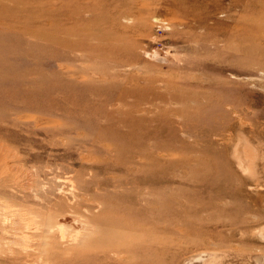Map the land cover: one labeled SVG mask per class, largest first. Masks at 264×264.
Here are the masks:
<instances>
[{"label": "rangeland", "instance_id": "obj_1", "mask_svg": "<svg viewBox=\"0 0 264 264\" xmlns=\"http://www.w3.org/2000/svg\"><path fill=\"white\" fill-rule=\"evenodd\" d=\"M0 264H264V0H0Z\"/></svg>", "mask_w": 264, "mask_h": 264}, {"label": "bare ground", "instance_id": "obj_2", "mask_svg": "<svg viewBox=\"0 0 264 264\" xmlns=\"http://www.w3.org/2000/svg\"><path fill=\"white\" fill-rule=\"evenodd\" d=\"M65 218V217H64ZM15 219V218H14ZM60 219H62V218H60ZM68 219V218H67ZM66 219V220H67ZM7 220V219H6ZM26 220H27V218H26ZM64 220V219H63ZM70 220V219H69ZM71 221V220H70ZM75 221V220H74ZM5 224H6V222H4ZM11 223V222H10ZM72 223V222H71ZM76 223V222H75ZM62 225V226H61ZM9 226V225H8ZM30 226V225H29ZM63 226H64V223L62 222V224H59V231L62 233L65 229L63 228ZM65 226H66V224H65ZM64 226V227H65ZM10 227V226H9ZM66 228V227H65ZM10 230V229H9ZM78 230V229H77ZM76 230V231H77ZM33 231V230H32ZM21 232V231H20ZM35 232V231H34ZM27 233V232H26ZM75 233H77V232H75ZM21 234H23V237H24V233L22 232ZM62 235H63V233H62ZM79 235V234H78ZM30 236V235H29ZM28 237V236H27ZM22 238V237H21Z\"/></svg>", "mask_w": 264, "mask_h": 264}]
</instances>
